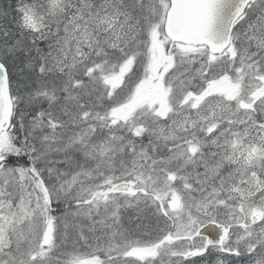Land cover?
Returning <instances> with one entry per match:
<instances>
[{"label":"snow or ice","instance_id":"6c2138e0","mask_svg":"<svg viewBox=\"0 0 264 264\" xmlns=\"http://www.w3.org/2000/svg\"><path fill=\"white\" fill-rule=\"evenodd\" d=\"M0 264H264V0H0Z\"/></svg>","mask_w":264,"mask_h":264}]
</instances>
